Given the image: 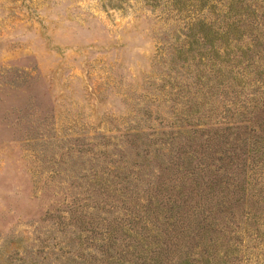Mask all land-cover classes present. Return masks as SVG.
Returning a JSON list of instances; mask_svg holds the SVG:
<instances>
[{
	"label": "rangeland",
	"instance_id": "obj_1",
	"mask_svg": "<svg viewBox=\"0 0 264 264\" xmlns=\"http://www.w3.org/2000/svg\"><path fill=\"white\" fill-rule=\"evenodd\" d=\"M180 32L145 0H0V264H126L136 248L123 239L140 225L130 230L116 206L112 175L146 189L162 132L208 121L196 89L176 92L189 74L171 58ZM131 133H141L138 157ZM259 209L257 225L211 218L217 246L202 235L192 257L207 246L212 264H264V200Z\"/></svg>",
	"mask_w": 264,
	"mask_h": 264
},
{
	"label": "trees",
	"instance_id": "obj_2",
	"mask_svg": "<svg viewBox=\"0 0 264 264\" xmlns=\"http://www.w3.org/2000/svg\"><path fill=\"white\" fill-rule=\"evenodd\" d=\"M145 1L182 26L171 58L179 63L174 67L177 73L187 67L189 74L176 92L196 89L191 96L203 97L198 106L208 107L202 115L208 121L202 128L198 118L194 126L177 125L178 130L168 124L171 130L162 132L167 141L161 143L167 147H156L155 181L146 189L123 185L118 175H112L117 178L115 191L121 195L116 206L126 212L130 230L140 225L135 237L123 239L136 253L127 249L122 258L126 264H212L207 246L200 258L191 255L202 235L205 239V234H211L208 244L217 240L219 231H213L216 221L211 218H222L235 227L242 216L254 220L252 225L262 218L256 215L262 210L256 211V206L264 200V0ZM125 137L138 157L141 133ZM153 146L148 138L141 150L146 152L145 160ZM122 164L120 160L116 168L125 169ZM128 169L131 179L135 169ZM140 194L146 204L137 209L133 202ZM107 230L112 240L115 230ZM98 251L105 258L111 250L102 244Z\"/></svg>",
	"mask_w": 264,
	"mask_h": 264
}]
</instances>
